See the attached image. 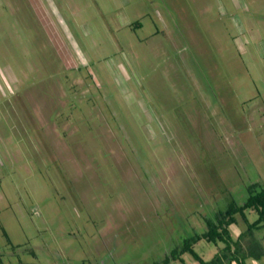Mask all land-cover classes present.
Returning <instances> with one entry per match:
<instances>
[{"label": "rangeland", "instance_id": "374dc122", "mask_svg": "<svg viewBox=\"0 0 264 264\" xmlns=\"http://www.w3.org/2000/svg\"><path fill=\"white\" fill-rule=\"evenodd\" d=\"M39 2L0 0V264H156L264 187V0Z\"/></svg>", "mask_w": 264, "mask_h": 264}, {"label": "trees", "instance_id": "16d2710c", "mask_svg": "<svg viewBox=\"0 0 264 264\" xmlns=\"http://www.w3.org/2000/svg\"><path fill=\"white\" fill-rule=\"evenodd\" d=\"M249 194L246 201L236 206L231 203L224 211H220L215 221L207 219L208 229L202 234H196L185 238L179 247L173 249L170 254L161 262L156 264H168L171 260H180L186 264L183 258L184 254H190L199 264H231L236 261L237 264H247L248 258L260 259L264 257V244L258 239L254 230L264 228V187L254 183L248 188ZM253 209L258 213V219L250 223L246 216V210ZM247 223L248 235L247 242L242 241L245 232H242L238 238H234L230 229L231 224L237 222V215ZM201 239L218 244L222 242L223 247L211 260H205L195 251V244Z\"/></svg>", "mask_w": 264, "mask_h": 264}, {"label": "crops", "instance_id": "0c3cea01", "mask_svg": "<svg viewBox=\"0 0 264 264\" xmlns=\"http://www.w3.org/2000/svg\"><path fill=\"white\" fill-rule=\"evenodd\" d=\"M230 229L232 231L233 237L236 239V238L239 237V235L242 232H244V229H246V227H243L241 224H239L238 223V219H237V222L236 223L231 224ZM219 243L221 245H219ZM219 243L217 244L218 250H219V248H221V247L224 246V244L222 242H219ZM262 243L264 244V242H262ZM194 248H195V246H194ZM218 250L212 252L209 257H205V255H202V257L205 260H211L213 258V256L218 252ZM183 258L185 259L186 264H199L198 261H196L190 254H184L183 255ZM246 263L247 264H264V257H262L260 259L248 258L246 260ZM231 264H237V262L236 261H232Z\"/></svg>", "mask_w": 264, "mask_h": 264}, {"label": "flooded vegetation", "instance_id": "af4514ba", "mask_svg": "<svg viewBox=\"0 0 264 264\" xmlns=\"http://www.w3.org/2000/svg\"><path fill=\"white\" fill-rule=\"evenodd\" d=\"M42 3V0H41V2H39V4H41Z\"/></svg>", "mask_w": 264, "mask_h": 264}]
</instances>
